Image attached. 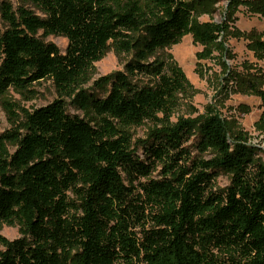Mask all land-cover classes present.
<instances>
[{
    "label": "trees",
    "instance_id": "trees-1",
    "mask_svg": "<svg viewBox=\"0 0 264 264\" xmlns=\"http://www.w3.org/2000/svg\"><path fill=\"white\" fill-rule=\"evenodd\" d=\"M194 12L186 0H0V102L17 126L0 134V226L20 234L0 235V264H264L257 146L212 112L168 122L189 82L158 53L224 31ZM112 48L132 53L124 69L85 87ZM42 80L58 97L23 119L1 100ZM220 172L229 183L215 189Z\"/></svg>",
    "mask_w": 264,
    "mask_h": 264
},
{
    "label": "rangeland",
    "instance_id": "rangeland-1",
    "mask_svg": "<svg viewBox=\"0 0 264 264\" xmlns=\"http://www.w3.org/2000/svg\"><path fill=\"white\" fill-rule=\"evenodd\" d=\"M195 5L194 19L199 25L224 26L217 34L216 42L203 43L193 33H187L175 43L158 53L160 58H171L185 74L189 87L178 96V107L168 118L170 124L179 119L198 120L209 114H217L225 123L229 133H246L249 141L257 146L256 157L264 162V53L258 48L264 42V0H186ZM0 15V30L4 29ZM216 31V30H215ZM47 41L55 43L64 51L67 39L49 35ZM132 53L110 49L102 59L93 63L92 79L85 87L92 88L100 76L123 70ZM148 57L146 61H152ZM134 82H148L147 78L134 76ZM30 91L20 93L9 88L1 100L12 104L20 119L26 112L45 106L58 97L49 80L33 84ZM71 113L77 112L70 100L63 98ZM152 124L145 122L131 129L132 143L146 137ZM17 129L7 116L0 102V134ZM22 132V130H20ZM192 140L188 143H190ZM8 150H14L7 143ZM193 154H197L192 149ZM156 175V172L153 173ZM229 176L220 172L214 182L215 189L228 185ZM0 235L14 239L20 236L18 226L2 223ZM1 247V246H0Z\"/></svg>",
    "mask_w": 264,
    "mask_h": 264
}]
</instances>
